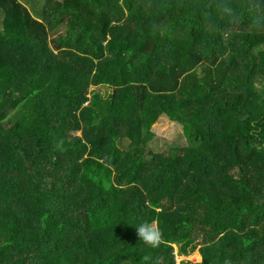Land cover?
<instances>
[{"label":"trees","instance_id":"1","mask_svg":"<svg viewBox=\"0 0 264 264\" xmlns=\"http://www.w3.org/2000/svg\"><path fill=\"white\" fill-rule=\"evenodd\" d=\"M218 2L0 0V264H264V31Z\"/></svg>","mask_w":264,"mask_h":264},{"label":"clouds","instance_id":"2","mask_svg":"<svg viewBox=\"0 0 264 264\" xmlns=\"http://www.w3.org/2000/svg\"><path fill=\"white\" fill-rule=\"evenodd\" d=\"M217 7L220 14L225 17L230 24H238L241 13L229 2V0H219ZM242 7L248 14L250 25L257 31H264V0H244ZM136 228L137 235L140 241L149 247L156 248L162 241V233L160 232L156 221L151 223L144 222ZM146 262L150 261V257H144ZM122 264H127L126 261ZM153 264H161L160 258H156Z\"/></svg>","mask_w":264,"mask_h":264},{"label":"rangeland","instance_id":"3","mask_svg":"<svg viewBox=\"0 0 264 264\" xmlns=\"http://www.w3.org/2000/svg\"><path fill=\"white\" fill-rule=\"evenodd\" d=\"M21 3L27 4L29 10L34 14V10H36L37 7L42 6L43 2L45 0H20ZM0 25H1V18H0ZM63 29L59 30L61 33ZM91 95V94H90ZM102 97H107L109 94L107 91L102 90L101 91ZM90 98V96H89ZM153 133L156 135V138L151 143L154 149L158 152H164L167 153L171 150L181 148L184 145V135L182 127L179 125H176L169 121L167 118H161L157 125L153 128ZM175 253L178 254L177 248L175 247ZM200 253L196 251L192 255L185 257L180 256L176 258V264H184V261H192V262H200L202 260H198L194 255ZM201 256V255H200Z\"/></svg>","mask_w":264,"mask_h":264},{"label":"crops","instance_id":"4","mask_svg":"<svg viewBox=\"0 0 264 264\" xmlns=\"http://www.w3.org/2000/svg\"><path fill=\"white\" fill-rule=\"evenodd\" d=\"M19 2L21 3L20 0H19ZM22 4H23V3H22ZM23 5H24L26 8H28V5H27V4H23ZM28 10H29V8H28ZM39 10H40V11L43 10V4H42V6H39V7L36 8V10H34V12H35L36 15H34L30 10H29V11L33 14L34 17H36V18H38V19L41 20V18L37 16V15L39 14Z\"/></svg>","mask_w":264,"mask_h":264}]
</instances>
